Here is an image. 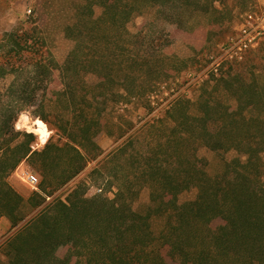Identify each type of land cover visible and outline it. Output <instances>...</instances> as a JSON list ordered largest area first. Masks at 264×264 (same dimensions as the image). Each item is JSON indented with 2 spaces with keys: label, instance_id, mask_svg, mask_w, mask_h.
<instances>
[{
  "label": "trees",
  "instance_id": "trees-1",
  "mask_svg": "<svg viewBox=\"0 0 264 264\" xmlns=\"http://www.w3.org/2000/svg\"><path fill=\"white\" fill-rule=\"evenodd\" d=\"M140 1L98 0L103 11L97 18H93L94 1L77 11L72 27L77 35L86 41L98 29V42L104 47L77 46L61 65L67 98L58 113L59 138L50 137L42 149L34 148L36 135L17 130L15 122L33 104L36 91L48 89L54 62L32 50L27 30H14L0 40V80L14 77L4 91L5 99L0 92V221L7 217L16 227L28 216L26 207L38 209L7 239L6 264H70L73 257L82 259L79 264H169L163 255L166 250L180 264H264V72L250 79L241 72L209 79L214 84L196 103V113L189 111L188 102L177 99L168 110V120L150 126L146 148L131 153L123 146L116 149L110 158L117 180L113 198L87 197V187L80 183L66 199L46 202L90 160L101 156L95 138L106 103L154 87L148 79L154 72L153 55L107 51L110 32L125 31ZM215 1L200 6L208 10ZM158 4L163 13H179L190 5L188 0L177 5L158 0ZM165 20L173 22L168 16ZM89 73H97L99 82L88 83ZM29 74L35 77L33 82L21 80ZM223 90L236 107H226ZM40 118L47 120L43 114ZM201 146L223 152L239 149L245 160L225 162L223 171L211 176L207 161L198 155ZM22 162L40 176L39 191L28 199L9 181ZM146 186L150 205L146 213H139L132 204ZM188 189H196V197L180 203L179 195ZM159 218L164 223L156 229ZM215 220L222 223L213 228ZM64 237L71 240V248L66 257L57 258L54 250Z\"/></svg>",
  "mask_w": 264,
  "mask_h": 264
},
{
  "label": "rangeland",
  "instance_id": "rangeland-1",
  "mask_svg": "<svg viewBox=\"0 0 264 264\" xmlns=\"http://www.w3.org/2000/svg\"><path fill=\"white\" fill-rule=\"evenodd\" d=\"M91 1L95 2L93 18H97L103 11L98 0H0V40L14 30H17L18 33L27 30L28 45L32 50L38 51V55L42 53L44 57H50L54 62L50 77L47 78L48 89L45 90L42 87L37 90L33 104L22 111L15 122L17 130L32 132L36 135L37 141L34 144L36 149H42L52 136L54 141L59 138V135L56 134V127L62 123L58 118V113L63 109V101L67 98L64 82L60 76L61 65L77 46L87 47L89 45L95 50L103 46L100 41L98 42L97 34L101 32L98 29L88 35L84 41L72 28L77 20L75 16L77 11H80L79 8ZM197 1H200L199 5L196 4ZM172 2L177 5L181 4L182 0H172ZM206 2L209 0H188L190 5L181 7L182 9H179L181 12L163 13L162 8L157 6L159 5L158 0L151 2L141 0L138 5L139 10L133 12L125 26V31L110 32L107 51L111 54L118 53L121 49L126 51L127 55L130 52L139 56L153 55L154 72L148 79L151 80L149 83L154 87L146 91L140 89L133 96L122 98L120 101L110 100L106 103L101 116V131L95 138L101 149V156L90 160L86 168L62 188L56 190L50 196L49 201L54 198L66 199L80 183L86 185L87 197L103 195L113 198L117 180L113 174L114 170H110L113 167L110 162L112 153L122 146L127 148L129 153L133 150L146 148L152 130L150 126L158 124L160 119L168 120L167 113L174 101L180 99L184 103L188 102L189 111L194 114L197 112L196 103L205 98L206 91H210V87L214 84V80L208 82L209 79L218 77L222 73L226 76L230 73L241 72L247 79H250L254 73L256 75L263 74L264 43L257 50L247 53L241 62L222 65L221 73L219 72L218 76L214 75L210 66L212 57L219 55V46L235 33L241 13L251 7L262 6L264 0H216L208 10L200 6ZM29 9H31V13H28ZM84 12H86V16L83 17L87 19L90 15L87 10ZM167 16L171 17L173 22L178 21L180 25L166 22L165 17ZM127 32L130 35H126ZM117 39L119 41L115 44L114 41ZM109 42L111 43L109 44ZM118 44L119 46H116ZM161 55H165L166 58H159ZM240 65L242 66L240 67ZM29 75L21 80L26 78L33 82L35 77ZM85 77L90 84H96L100 80L97 73H89ZM13 78L12 75H9L0 80V92L3 99L6 98L4 91ZM41 78L43 76L38 77L37 80ZM45 84L46 80L43 85ZM218 95L220 96V94ZM222 95L227 108L236 107L237 103L225 90ZM180 109L176 114L181 112ZM24 113L30 118V126L25 127L19 124L20 117ZM42 114L46 116V121L40 118ZM36 120H42L47 125L49 134L45 137L46 139L44 137L42 139L41 134L33 131ZM44 139L45 143H43ZM61 141H65L64 138ZM198 155L207 161V172L211 176L221 173L225 162L234 158L245 160V155L241 150L235 148L223 152L201 146L198 149ZM262 157L264 161V153ZM26 164L31 168L28 163ZM34 172L39 176L36 171ZM9 181L25 199L36 192L19 180L15 172L10 176ZM262 182L264 186V171ZM196 195V189L184 190L178 200L183 203L193 200ZM149 205L150 188L146 186L140 190L132 208L136 212L146 213ZM30 210L31 208L28 207L24 209L28 216L16 227H12L9 218L1 219L0 264H6L9 261L6 248L7 239L13 236L17 229L38 211V209ZM163 223V218L157 219L155 228L160 229ZM221 223L220 220H215L211 226L215 228ZM70 248L71 240L64 237L55 248L54 255L57 258H64L68 255ZM163 255L169 264H180L179 260L176 257L173 258L167 250ZM81 260V258L73 257L70 264H79Z\"/></svg>",
  "mask_w": 264,
  "mask_h": 264
},
{
  "label": "built area",
  "instance_id": "built-area-1",
  "mask_svg": "<svg viewBox=\"0 0 264 264\" xmlns=\"http://www.w3.org/2000/svg\"><path fill=\"white\" fill-rule=\"evenodd\" d=\"M28 13H31V9ZM263 43L264 4L241 13L235 33L219 46V55L212 57L211 71L218 75L221 73L222 65L241 62L247 53L257 50ZM14 172L19 180L39 191L40 178L26 162H22ZM50 199L51 197H47V201Z\"/></svg>",
  "mask_w": 264,
  "mask_h": 264
},
{
  "label": "bare ground",
  "instance_id": "bare-ground-1",
  "mask_svg": "<svg viewBox=\"0 0 264 264\" xmlns=\"http://www.w3.org/2000/svg\"><path fill=\"white\" fill-rule=\"evenodd\" d=\"M19 124L23 125L25 127L26 126H30V118H29V116L26 113L22 114V116L20 117ZM34 125H35V128H34L33 131L35 133H37V134H41L42 139H43V137L45 138V137L48 136L49 132H48V129H47V125L42 120L34 121ZM45 139H44L43 143L46 142Z\"/></svg>",
  "mask_w": 264,
  "mask_h": 264
}]
</instances>
